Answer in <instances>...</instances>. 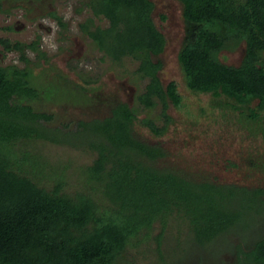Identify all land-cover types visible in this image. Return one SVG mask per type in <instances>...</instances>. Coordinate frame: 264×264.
I'll list each match as a JSON object with an SVG mask.
<instances>
[{
  "label": "trees",
  "instance_id": "16d2710c",
  "mask_svg": "<svg viewBox=\"0 0 264 264\" xmlns=\"http://www.w3.org/2000/svg\"><path fill=\"white\" fill-rule=\"evenodd\" d=\"M178 1L183 35L177 60L186 86L224 98L217 103L247 110L250 119L260 117L264 110V0ZM83 5L108 22L103 26L80 23L97 48L117 63L125 56L138 60L135 71L147 82L136 101L147 108L159 101L163 118L161 125L149 117L140 122L154 135L164 133L171 120L168 100L178 105L181 95L174 80L163 85L158 75L161 61L156 56L166 40L152 20L153 2L87 0ZM50 15L64 24L54 12ZM240 42L244 49L238 64L219 59L222 49L232 50ZM0 44L7 51H19L24 60L22 66L0 65V264H112L131 238L138 241L141 230L150 229L157 220L160 236L171 217L186 220L193 247L203 261L204 249L219 255L212 253L210 243L216 245L220 236L234 234L238 226L245 228L246 221L235 226L245 213L255 212V220L262 219V186L196 180L150 165L148 161L164 151L134 135L137 110L129 102L118 100L107 115L79 119L73 128L49 126L53 114L35 109L30 101L39 95L67 99L70 90L76 100L86 95L81 92L85 87L65 84L60 72L48 84L38 82L24 54L30 48L37 58L44 56L38 40L24 43L0 37ZM31 139L95 150V158L84 170L90 189L99 191V197L87 191L67 192L62 173L51 169L48 175V162L40 153L19 147V142ZM46 180L52 181L51 187L42 184ZM103 198L107 203H101ZM229 248L236 264H264V236L249 248L239 241Z\"/></svg>",
  "mask_w": 264,
  "mask_h": 264
},
{
  "label": "rangeland",
  "instance_id": "374dc122",
  "mask_svg": "<svg viewBox=\"0 0 264 264\" xmlns=\"http://www.w3.org/2000/svg\"><path fill=\"white\" fill-rule=\"evenodd\" d=\"M84 1L87 0H0V37L24 43L39 42V49L44 54L40 58L36 57L35 50L24 49L30 60L28 65L38 75L37 81L48 84L60 72L65 77V84L69 82L85 87L81 92L86 95L76 100L72 90L70 97L63 100L42 95L32 99L30 103L35 109L53 114L47 124L64 129L63 125L68 124L73 128L79 119L107 115L112 103L123 100L137 110L134 135L146 143L160 146L164 151L163 156L153 162L148 161L150 165L196 180L264 187V110L260 117L250 119L247 110L217 103L223 102L224 98H215L209 92L193 91L186 86L177 60L183 35L181 3L178 0H151L152 20L166 40L163 51L156 56L161 61L158 75L163 85L174 80L181 95L178 105L168 100L166 110L171 120L164 133L154 135L140 122V118L149 117L161 125L160 102L147 108L139 105L135 98L143 90L147 77L142 78L135 71L138 60L125 56L118 63L112 61L81 29L82 22L89 26L108 23L106 18H96L91 9L83 5ZM50 11L60 16L64 24L60 25ZM243 49V42L232 50L222 49L219 59L236 65L242 58ZM20 56L19 51H7L0 44V65L15 63L22 66L24 60ZM41 70H44L43 75H40ZM19 147L40 153L48 162L49 167L45 171L48 175L52 173L51 169L62 173L67 192L87 191L99 197V191L90 189L84 170L95 158V150L42 139L24 140L19 142ZM42 184L49 188L52 181L46 180ZM100 201L107 203L108 200L103 198ZM256 215L251 211L245 213L242 221L235 225H245L246 221L245 228H233L238 232L234 230V234L220 236L216 245L215 242L209 244L215 254L221 252L217 246H224L217 262L210 259L206 249L203 254H207V259L201 261L197 248L193 247L192 233L186 220L171 217L160 236L162 228L157 220L150 229L141 230L136 235L138 241L134 243L135 238H131L112 264H226L232 255L229 246L237 241L236 233L240 238H245L255 229L264 234V219L255 220ZM261 217L264 218V214ZM228 238L232 240L229 246Z\"/></svg>",
  "mask_w": 264,
  "mask_h": 264
},
{
  "label": "flooded vegetation",
  "instance_id": "af4514ba",
  "mask_svg": "<svg viewBox=\"0 0 264 264\" xmlns=\"http://www.w3.org/2000/svg\"><path fill=\"white\" fill-rule=\"evenodd\" d=\"M164 47H165V46H164ZM262 219H264V218H262ZM255 230H256V229H255ZM255 230H251V231L249 232V234H248L245 238H240V237L238 236V233H236L237 235H236V234L234 235V236H236V239H237L236 242L239 241V242H240L244 247H246V248L251 247V245H253L254 242H255L258 238H261V237L264 236L263 233H258V232H256ZM255 233H256V234H255ZM238 239H239V240H238ZM236 242H235V243H236ZM232 243H234V242H232ZM223 248H224V246H223ZM222 253H223V251L219 253V255L217 256V258H215L214 255L212 256V255L209 254L210 259H216V262H217L219 256H221ZM231 254H232V255L228 258L229 260H228V262H227L226 264H236L234 253L231 252ZM204 256H205V258L207 259V254H206V255L204 254Z\"/></svg>",
  "mask_w": 264,
  "mask_h": 264
}]
</instances>
